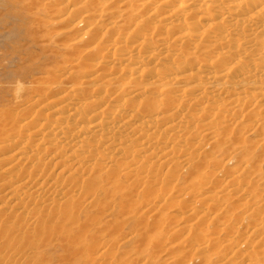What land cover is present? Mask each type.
Segmentation results:
<instances>
[{
    "label": "bare ground",
    "instance_id": "1",
    "mask_svg": "<svg viewBox=\"0 0 264 264\" xmlns=\"http://www.w3.org/2000/svg\"><path fill=\"white\" fill-rule=\"evenodd\" d=\"M25 1V10L33 15L34 10L55 16L69 9L68 16L74 14L82 18L78 23L66 26L65 14L47 22L34 17L35 23L44 22L65 28L61 40L56 42L57 39H53L52 42L56 44H47L56 47L52 57L61 60L57 65H67L60 71L69 74L61 81L57 79L53 68L46 69V72L43 70L44 73L41 71L42 74L29 84L32 99L21 105L22 108L18 112L16 110V114L11 111L0 113V153L4 154L1 153L0 166L6 163L0 171V264H49L53 261L58 264H76L82 260L84 264H104L106 259H110L107 257L112 250L109 251V247L105 249L103 242L97 246L98 238L95 248L92 245L93 249L91 246L86 247L83 232L88 226L79 225L83 209L87 207L88 211L100 207L103 199L111 202V190L105 189L103 185L112 187L113 194H122L126 202L120 200L122 208H126L127 203V207H132L130 210L126 208L129 212L124 214L129 217L130 213L133 218L142 219L138 222L140 224L149 214L157 222L160 210L156 209L163 202L170 200L177 206L195 197L194 203L184 205L183 211H186L180 218L177 217L179 222H174L176 226L172 217L167 215H162L163 221L159 220L158 223L162 227L171 221L169 225H174L172 233L176 237L188 234L193 239L190 242L187 238L183 243L176 242L180 249L187 248L197 257L202 254L207 256L211 246L212 250L216 248L213 247L214 237L211 238V233L206 240H200L203 235L200 239L194 238L198 236L194 235V225L205 217L210 218L216 213L214 210L217 207L226 209L227 203L234 198L238 197L237 200L244 202L242 198L249 191L245 193L246 189H242L245 185L240 186L244 184L242 178L247 171L242 180L240 175L236 176L237 173L232 172L222 183L217 182L216 178L217 184L214 187L211 185V178L222 165L210 159L200 145L201 139L209 138L210 144L207 146L214 150L233 149L244 154L253 171H256L254 165L261 164V158L264 157V0H176L175 8H170L173 0H50L51 3L60 2L52 8L44 7L45 4H40L39 0ZM145 11L146 16L142 17ZM113 14H116L114 19L118 21L109 23L103 33L93 34L97 26ZM89 17L94 18L90 24L92 26L86 32H80L83 19ZM149 21L155 22L149 24ZM164 29L167 31L166 36L160 33ZM80 45L81 48L83 45L89 47L87 49L92 54V63L97 61L94 62L96 68L90 69L83 76L84 80L72 77L74 72L86 68L78 54ZM161 66L163 68L158 69ZM247 120H250L251 125L248 123L250 126L247 124L244 130H248V135L259 134L262 136L260 139L248 140L245 137L247 134L243 135L244 138L242 132L241 137L235 135L234 125L229 129L232 123L239 125ZM257 150L261 152L258 156L261 158L254 159L252 154L257 153ZM231 155L227 158L230 159ZM241 165L244 166V163ZM179 168L188 170L189 178L194 179L190 181L186 188L189 192L185 194L180 192L184 188L173 189L174 184L172 186L170 183V179L178 177L175 173ZM162 170L165 178L161 177ZM256 172H247L244 181L255 177ZM52 174H55L53 178ZM179 179L174 181L178 182ZM170 184L173 191L163 200L167 189L164 191L160 186ZM252 184L250 180L245 188L251 190ZM205 191L203 198L198 197ZM137 195L141 201L137 200L135 204L136 199L133 198ZM221 203L222 206L214 208ZM56 204L58 209L53 208ZM234 204L233 208L236 205L239 207V203ZM243 206H247V203L240 208ZM99 210L100 215L97 217L101 219L104 209L100 207ZM110 211L112 213V206ZM221 212L224 213L223 210ZM227 216L225 218H229ZM92 220L89 221L92 223ZM123 224L122 227L126 223ZM159 224L156 228L157 224L147 227L151 231H158ZM143 225H140V230L144 231L147 224L142 228ZM112 227L121 228L119 225ZM161 227L158 229L161 230ZM225 228H221L222 231H226ZM105 229L100 230V233L105 232ZM230 231H226L227 237H230ZM148 232L151 238H145L142 231L138 233H142V240L147 239L156 251L153 255H158L157 250L166 246H162L161 239L165 241L166 238L152 237V232ZM232 235L229 240L224 237L227 240L224 242V238L220 240L218 236L221 242L219 245L215 243L218 245L216 250L220 248V251L226 252L233 249L238 234L237 239ZM103 250L109 252L105 254ZM84 252L86 256H83ZM162 252L160 254L163 255ZM227 254L231 256V253ZM10 256L15 259H10Z\"/></svg>",
    "mask_w": 264,
    "mask_h": 264
},
{
    "label": "rangeland",
    "instance_id": "2",
    "mask_svg": "<svg viewBox=\"0 0 264 264\" xmlns=\"http://www.w3.org/2000/svg\"><path fill=\"white\" fill-rule=\"evenodd\" d=\"M78 1H82L83 2V0H78ZM61 2H62V0H61ZM39 3L40 4H45L44 7L46 6V8H52V7L56 6L57 4H59L60 2L59 1L58 2L57 1L56 2L53 1V3H51L50 0H39ZM25 4H26V1L25 0H0V113L1 112H4V111H8V112L11 111V113L16 114L18 112V110L22 108L21 105H23L27 101H30L32 99V97L30 95L31 91H30V85L29 84L33 80V78L39 77L42 73L46 72L45 71L46 69L48 70L50 68H53L54 72L57 73L56 74L57 79H59L61 81H63L65 79V76H67L69 73L67 71H62L61 72L60 71V68L63 69L67 65H65V66L57 65V64H59L58 62H60L61 60L59 61L58 58L52 57V53H53L54 50H56V47L53 46V45L51 47V46H49L47 44V43L56 44V43H53L52 42L53 39L54 40L57 39L56 42H58L59 40H61V36L63 35L62 31L65 30V28L63 26L60 27V26H56V25L54 26V25H50V24L47 25L44 22H47L48 20H53L54 17L57 18V16H62V15L65 14L64 16L67 17V21H65V25L68 26V24L70 25L72 23L73 24L78 23L79 20L81 21V18H82L81 15H74L73 14L71 17L68 16L67 15L68 14L67 12H68L69 9L62 10V11H60L61 13H59L58 15H55V16H50V15L45 14V13L37 12L38 10H34L35 14L33 15V14H30L29 11L25 10V8H24ZM176 4H177L176 3V0H173V2L170 3V8H175ZM145 16H146V11L143 13L142 17H145ZM34 17H36V18L38 17V18H41L42 20H44V22H42L43 24L35 23L34 22ZM115 17H117L116 14L109 15V17H106L97 26V28L93 31V34L98 33V32H100V33L102 32L103 33L105 31L106 26L109 23L114 22L113 20H115L114 19ZM93 21H94V18L93 17L84 18L83 19V23H81V26L79 28V31L82 32V33L83 32H86L88 29H90V26H92L90 24H92ZM115 21H118V20H115ZM154 22L149 21V24H152ZM165 31H166V29L162 30L160 32L161 35L166 36L165 33L167 34V31L166 32ZM52 32H54V33H52ZM50 33L54 34V36L51 35ZM55 34H57V35H55ZM110 35H112V34H110ZM110 35L108 37H110ZM81 46L82 45L79 46L80 49L78 47V49L80 51V52L78 51L79 52L78 54L81 57L83 64L85 65V66L84 65H82V66L86 67L87 69L86 68H85V70L83 69L84 71L83 70H80L81 72H79V71L78 72L77 71L74 72L72 74V77L74 79H79V78L81 79L82 78L84 80L85 78L83 76L90 69L93 70V69L96 68L94 62H97V61L94 60V62L92 63L93 60L90 59L92 54H90V52H89L90 49L89 50L87 49L89 47H86V46L83 45V47L81 48ZM57 52L60 53L61 51L58 50ZM54 54L55 53H53V56H54ZM89 54H90V57H89ZM48 59H51V60H48ZM91 63H92L93 66L91 65ZM55 65H57V66H55ZM161 68H163V67L161 66L158 69H161ZM43 70H44V72H43ZM41 71H42V73H41ZM87 76H88V74H87ZM64 87H65V85H64ZM119 88H120V86H119ZM16 110H17V112H16ZM248 123L251 125L250 120H247V122L246 121H243L239 125H235L234 123H232V125H231L232 127L230 126L229 129L230 128L232 129L233 128V125H234V127L237 128L236 130H235V128H233L234 129L233 131H235L234 134L237 135V136L240 135L239 137H241V134L243 133L242 136L243 135L245 136L248 133L247 132L248 130L246 129V131H245L244 129L246 128V126H247ZM242 125H244V128L242 127ZM238 128H240V129L238 130ZM242 130H244V132ZM240 132H242V133H240ZM248 134L245 136L246 139H248V140L249 139L250 140H255L257 137H258L257 139H260L259 137H262V136H258L259 134H257V133H256V135H248ZM208 142H209V138H206V139L202 138L201 141H200V145L204 148L205 152L208 153V155L211 157L210 159L213 160V162L215 161V162H217V163H219V164L222 165L221 166L222 168L219 169L220 171L217 170L216 173H215L216 175L213 178H211L212 179V184L211 185H213V187L217 184V183L215 184L216 178L218 179L217 182H219V181L221 182L222 180L226 179L228 176L232 175L233 173H235V174L237 173L236 176L237 175H240L241 176L240 179H241L244 176V173L246 171L248 173L251 172L253 174L257 170H259V172H256V176L255 177L252 176L251 179H250L251 182L253 183L251 185V190H253V191L248 190L247 188H245V187H247L246 183L250 181V180L249 181H244V178L247 177V174H248L247 172H246L245 176L242 178L243 180L241 179L242 182H244V184H242L240 186L242 187V186L245 185V187H242V189H244V190L246 189L245 190V193L247 191H249L247 193L248 195L247 194L246 195L244 194L245 196H243V198L241 197L244 200V202L241 201L242 202L241 203L240 200H237V199H239L238 197H237V199L234 198V199L230 200L227 203V205L225 206V207H227L226 209L225 208L223 209V207H220V206L223 205V203L217 204V205L214 206V208L216 206H219L223 210V212L225 214L222 213L221 212L222 210L217 207L214 210L217 213V214L215 213L216 215L213 213L214 211L212 210L213 215H210V218L209 217H205L203 220L201 219L199 221V223H197L199 225H197V224L194 225V227H193V229L195 231L194 235L195 234L198 235V236H196L194 238L199 237V239H200V237L203 235V238L201 237L200 240H203V239L206 240L207 237L209 236V234L212 233L211 234L212 235L211 238L214 237L213 238V247L214 248L216 247V248L212 250V246H211V249L208 252L209 255L207 253H204L205 255L207 254V256H204L202 254V256L197 257V256H194V254H192L193 252L190 251V250H188L187 248L181 247V249H180L179 248V243H183L184 242V239L185 240L189 239V242L192 241L193 239L190 238L188 234L178 235V236H181L180 238L182 239V241H181V239L179 237H176L177 235H174L172 233L173 232L172 228H175V227H173L174 225H172V224L169 225V222L171 223V221H168V223H167L168 225L165 224V226H164V224H163L164 227L163 226L161 227V224L158 223L159 220H162L163 221V216H166L167 215L169 218L172 217L171 220L173 221V224H175V223L178 224L177 221L179 222V218L183 215L184 211H186L185 209L183 211L184 205H190V204L194 203L193 202V199L195 197L194 198H188L189 200L186 199V201H185L186 204L184 203L183 205H181V204L179 205L178 204L176 206L177 203L175 204V202H174V205H175L174 206L173 205V202L170 201V200H168L167 202H163V204H159V205H161V207H158L160 209H158V208L156 209L157 211L160 210L159 215L157 214L158 215L157 222H156V218H154L152 214H149L150 216L147 215L146 217L148 218V216H149V219L146 218V219H144L145 221L141 223V224H144L142 228H144L145 225L147 224L145 230L143 231V229L140 230V227H141L140 225L141 224L138 223V222H141L143 220L142 219L140 220V219H138L136 217L133 218V216H130L131 215L130 213H129L130 215L128 214L129 217H126L127 214L125 215L124 213H128L129 211H127V209L130 210L129 208H132V207L130 205H129V207H127V205H128V203H127V205H126V208L127 209L126 208L123 209L120 200L122 202H124V203H126V202L123 201V197H121L122 194H119V193H117V195L116 194H113V192H114L113 190L114 189L112 187H110V186H107V185H103V186H104L105 189L111 190L110 197L112 199L110 197H108V200L110 201V199H111V202L106 201L107 199H105V200L103 199L104 201L102 200V204H103V202H104V204L103 205L100 204V207L102 209H104V213H103L104 215H103V217H101V219L98 218L99 217L98 215H100V213H99L100 207L91 208L88 211H87V207H86L85 208L86 210L83 209V211L80 214V217H79V225L80 226L81 225L82 226H84V225L86 226L87 225L88 227L90 226V228L87 227V230H86V232L88 234H86V232H83L85 234L84 237H83V241H84L86 247H88V246L90 247L91 245L93 247L94 246L96 247L97 244H98L97 246H99V244H101L102 242H103V244H105L104 245V248L105 249H108V247H109L108 250L109 251L112 250L113 253L110 252V255L109 256L108 255H105V256L106 257L108 256L107 258H110L112 260H110V259L108 260V259L105 258L107 261L105 260L104 264H107V262H108V264H110V263L111 264H114V263L116 264V261H118L117 264H120V263L121 264H127V263L128 264H132L131 262H137V263H133V264H138V263L139 264H142V263L143 264H179L180 263L179 260H181V259H182L181 260V263L184 262V264H186L187 261H189V260L190 261L187 264H202L203 262H204L203 264H205V263H207V264H219V263H221V264H227L226 262H229V264H232V263L233 264H247V263H249V264H252V263L253 264H255V263H257V264H264V203H263L264 202V186H263L264 185V162L263 163L261 162V161H264V157L263 158L259 157V158H261V161H260L261 164H259V165L255 164L254 165V168L256 167L255 168L256 171H253L254 169L253 168H250L248 166V163H247L248 157L246 158L244 156V154L238 153L236 150H233V149H229V150L226 149L225 151H222L221 149L214 150L215 148L213 149L212 147L207 146L208 144H210V142L209 143ZM204 144L207 146V148H206V146ZM258 151L259 150H257V153L255 152V153L252 154V157L254 159L255 158L259 159L258 156L260 155L261 152L258 153ZM2 154L0 156L1 158L3 157ZM229 154L230 155L231 154L233 155V156L231 155L232 158H231V156L229 157L230 159L227 158L229 156ZM213 156H214V159H213ZM243 158H245V159L242 160ZM237 159H238V162H237ZM242 161L244 163V166L241 165V164H243ZM4 164H6V163L1 164L0 171L2 170V168H4V167H2V166H4ZM226 170L229 172V173L227 172L228 175H226ZM224 171H225V173H224ZM238 172H240L241 174L238 173ZM164 173L165 172H163V170L160 172V174H162V176H161L162 178H165L164 177L165 176ZM175 174H177V176L180 177V179H179L178 182L177 181H174V180H176L178 178L177 176H176L177 177L176 179H170V183L172 182V186L174 184V188L173 189H177V190L179 189L180 190L181 188H184V191L183 192L180 191L183 194L189 192L186 188L190 184V181L192 182V180H194V179H190L189 178V171L186 170V169H184V168L183 169L179 168V170L177 169V172ZM178 174H180V175H178ZM54 175L55 174H52L51 177L53 178ZM4 176L5 177L6 176L7 177H10L8 175H4ZM4 176H3V178H4ZM186 178H187V181H186ZM262 179H263V182L261 181ZM176 183H178V184H176ZM254 183H256L257 185L254 184ZM253 185H254V188H253ZM170 186H171V184L168 185V186L166 185L164 187L163 186H160V187H162L164 189V191L167 189L166 190V194L163 195V200L168 195V193H172L173 189ZM240 186H238V187H240ZM169 187L171 188V191H170V188ZM241 187L239 189L240 191L242 190ZM124 190L127 191L126 189H124ZM254 191H255V194L253 195ZM174 192L177 193L175 190H174ZM257 192H260V193L257 194ZM205 193H206V191L204 193H202L201 195H198V197L203 198V196H204ZM249 194H252V195H249ZM112 195H115V196H113L114 199H115V201H114ZM248 196H249V198H248ZM255 197H257V198H255ZM133 199H136V200H134V202L137 201V200L139 202L141 201L140 200L141 198H138V195H137V197L135 196ZM247 199L249 201H247ZM255 199H257V200L255 201ZM187 201H188V203H187ZM231 201H233V202H231ZM251 201H253V202L251 203ZM113 202L114 203L116 202V204H114ZM248 202H250L251 204H248ZM117 203H118V205H117ZM238 203H239V207H237L238 205H236ZM240 203H241V205H240ZM246 203H247V206L248 207L247 206H243L244 208L243 207L240 208V206H242V204H246ZM105 204L106 205L108 204V207ZM135 204H136V202H135ZM171 204L173 205L174 208L172 206H170ZM233 204L236 205V207L237 208H240V209L236 210L237 209L236 207H235L236 209L233 208ZM123 205H125V204H123ZM109 206H110V208H109ZM111 206H112V210H113L112 213L110 211L111 210ZM178 206H180V208H178ZM181 206H183V207H181ZM255 206H257V207H255ZM113 207H114V209H113ZM175 207H177V208H175ZM245 207H247V208H245ZM254 207L256 208V210H254L255 209ZM258 207H259V209H258ZM53 208L54 209H58L59 208L58 207V204H56ZM106 208H107V210H106ZM119 208H120V210H119ZM229 208L232 209V210H230ZM122 209H123V212H122ZM219 209H220V212L218 211ZM245 210H247L248 212H245ZM232 211H235V212L232 213ZM218 212H219V214H218ZM227 212L229 214H227ZM106 213L107 214L109 213L110 215L109 214L108 215H105ZM212 213H210V214H212ZM248 213L250 215L253 213V215L256 216V217H258V218H255L253 215H252L253 217L252 216L250 217V215ZM122 214H123V216H122ZM95 215H96V217L97 216L98 217L96 218ZM227 215H229V218H227L228 217ZM247 215H248V217H247ZM225 216H227V217L225 218ZM234 216L235 217L238 216V218H237V221L238 222H236ZM173 217H175V218H173ZM177 217H179V218H177ZM212 217L213 218L215 217V219H213ZM118 218L121 220V223H120V220ZM130 218H133V219H130ZM150 219H151V221H149ZM89 220H92V223L93 222L94 223L92 224L91 221H89ZM116 220L119 222V224H118V222ZM128 220H130L129 221L130 223L129 222L128 223L126 222ZM131 220H133V221H131ZM146 220H148L149 222H147ZM209 220H210V222H209ZM152 221L155 222V224H157V225H155L154 223H152ZM207 221L209 222L210 225L208 224ZM223 221H225V222H223ZM122 222L124 224L126 223L127 225L126 224L124 225ZM213 222L215 223V225L213 224ZM227 222H229V224ZM97 223H98V225H97ZM114 223H117V224H114ZM222 223H223V225H222ZM240 223H241V225H240ZM121 224H123L124 226L122 227ZM158 224H159V227L158 228L161 227L162 229L159 230L157 228L158 231H156V230L153 229L154 233H153V231H151L148 228L149 226H154V225H155V228H156L158 226ZM176 224H175V226H176ZM118 225L121 226L122 229L120 227H117V228L116 227H112V226H118ZM137 225H139V226H137ZM213 225H214V227H213ZM223 227L224 228L225 227L227 228V229L226 228L225 229H226V231H228V233L231 230L230 231V234H229L230 237H231L232 234H233L232 236L235 237L236 239L238 237V239L236 240V243H234L235 246L233 245L232 246L233 249L232 248H231L232 250L230 249L231 252L229 250H226V252L225 251H220V248L218 250H216L217 247H218V245H219V243L221 242L220 240H223L224 237L227 238V240L231 239L230 237H227L228 235H226L227 234L226 231H222ZM103 228L104 229L107 228V229H105V232L106 233L105 232L100 233L101 231H103ZM213 228H215L214 229V233L212 232V229ZM217 228H219V229H217ZM255 228H257V229H255ZM166 229H167V231H166ZM168 229H170V230H168ZM205 229H206L207 232L205 231ZM137 230L144 232L143 233V236H145V238H151L150 235H147V232L148 231H149L148 234L149 233L151 234V232H152V234H151L152 237H156V238H160V239L161 238H164V239L166 238L169 241H167L166 239H165V241L161 239V242L162 241L163 242H166L167 241L165 244L163 242L161 244H162V246L163 245L168 246V248L166 246H163V247H166V248H163L162 247L160 250H157L158 255H157V253L155 255H153V252H154L153 247L150 245V243H148L149 241L147 239L146 240L144 239V241L142 240L143 239L142 233H140V235H139V233H138L139 231H137ZM196 230L200 231L199 234L197 233L198 231H196ZM219 230L221 231V233H220ZM159 231L162 232L163 235H160L161 233ZM235 231L237 233H235ZM110 232H113V233H110ZM98 233H100V234H98ZM135 233H137V234H135ZM170 233H172V234H170ZM130 234H131V236H130ZM168 234H170V236ZM234 234H235V236H234ZM236 234H238V236ZM100 235H101V237H100ZM111 235H112V237H111ZM114 235L116 236V238H114L115 237ZM117 235H118V237H117ZM132 235L135 236V237H133ZM164 235H166V236L168 235V236L166 237ZM239 235H240V238L241 239L239 238ZM93 236L95 237V239H93L94 238ZM103 236L105 237V239H104ZM140 236H142V238ZM218 236L220 237V240H219V237ZM128 237H129V239H127ZM173 237H176V238L172 242L171 240H173L172 239ZM96 238H98V241H97L98 243L95 241ZM177 238H179L178 241L176 240ZM225 238H224V240L222 242L227 241V240H225ZM126 239H127V241H126ZM243 239L245 241H243ZM104 240H105V242H104ZM137 240H138V242H137ZM110 241H114V243L113 242H110ZM116 241H117V244L120 243V244H118L119 246L116 245ZM142 241H143V243H142ZM194 241H197V240H194ZM252 241H253V243L255 241H257V242H255L253 244ZM99 242H101V243H99ZM122 242H123V244H121ZM174 242H175V244H174ZM176 242H179V243L176 244ZM238 242H239V244H238ZM111 243L112 244H115V246L113 245L114 246L113 247ZM215 243H217L218 245L215 244ZM240 243H241V246L243 248L240 246ZM141 244H142V247L140 246ZM197 244H198V241H197ZM244 244L247 245V247ZM252 244H253V246H252ZM176 245H178V246L176 247ZM92 246H91V249H93ZM170 246H171V249H170ZM259 246L260 247L262 246V247L260 248ZM112 247H113V249H111ZM172 247H174V248H172ZM235 247H236V249H235ZM251 247L253 248V250H252ZM138 248H140V249H138ZM239 249L241 251H239ZM161 250H163L164 253ZM169 250H171V251H169ZM183 250H184V252H183ZM185 250L186 251L188 250V251L186 252ZM214 250H216L217 252L214 251ZM257 250H261V251H259L260 253ZM103 251H105V254H107L109 252L108 251L106 253L107 250H103ZM246 251L251 252L252 254L253 253H255V254H253L254 255L253 256L252 254H250V253H248ZM254 251H256L257 253L254 252ZM160 252H162L163 255L160 254ZM181 252H183L184 256H182L183 254ZM232 252L235 253V254H233ZM240 252H242L243 254H241ZM118 253H120V254L118 255ZM137 253H138V255H137ZM185 253H187L189 256H187ZM226 253H229V254L231 253V256L228 255V254L226 255ZM237 253H239V255H238L239 257L236 255ZM258 253L261 255L260 257H259V254ZM83 254H84L83 256H86V252H84ZM114 254H115V256H114ZM190 254H192V255H190ZM111 255H113V256H111ZM152 255L154 257L153 258L152 257L150 258V256H152ZM241 255L242 256L244 255L243 258H242ZM135 256H136V258H135L136 261H134V257ZM251 256H253V258ZM183 257H186V258L183 259ZM189 257H191V258H189ZM235 257H237V258H235ZM147 258H148V260H146ZM154 258H155V260H154ZM171 258H174V260L172 259L173 260L172 261ZM211 258H212V260H210ZM227 258L230 259V260H228ZM246 258H247V260H246ZM10 259H15V258H13V256H10ZM120 259H122V260L120 261ZM137 259H138V261L142 260V263H141V261L138 262ZM200 259L203 262L200 263V261H201ZM236 259H237V261L235 262ZM257 260H259V261H257ZM127 261H129V262H127ZM178 261H179V263H178ZM125 262H127V263H125ZM84 263L85 262L82 260L80 262H77L76 264H84ZM49 264H58V263H56L55 261H53L52 263H49Z\"/></svg>",
    "mask_w": 264,
    "mask_h": 264
}]
</instances>
